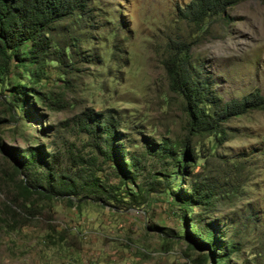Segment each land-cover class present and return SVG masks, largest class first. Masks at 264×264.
Segmentation results:
<instances>
[{
    "label": "rangeland",
    "instance_id": "374dc122",
    "mask_svg": "<svg viewBox=\"0 0 264 264\" xmlns=\"http://www.w3.org/2000/svg\"><path fill=\"white\" fill-rule=\"evenodd\" d=\"M191 1L91 0L85 15L57 22L48 35L62 56L51 54L31 84L47 96L42 102L29 94L33 119L15 107L8 87L29 84L34 67H13L8 85L0 86V144L21 152L43 145L68 175L95 156L98 176L117 199L87 196L71 205L35 196L26 203L29 225L12 232L2 204L6 189L17 191L14 160L0 147V264H196L202 252L187 247L189 218L201 229L217 220L220 246H235L225 264H264V108L231 117L225 134L191 133L186 100L166 64L187 53L222 101L264 96V0L233 1L199 23L181 14ZM84 113L109 117L123 134L119 142L139 153L145 138L187 144L192 158L181 187L199 184L210 203L182 208L164 184H151L166 174L156 156L145 158L131 185L146 189L147 200L130 201L117 166L95 146L101 140L81 126Z\"/></svg>",
    "mask_w": 264,
    "mask_h": 264
},
{
    "label": "trees",
    "instance_id": "16d2710c",
    "mask_svg": "<svg viewBox=\"0 0 264 264\" xmlns=\"http://www.w3.org/2000/svg\"><path fill=\"white\" fill-rule=\"evenodd\" d=\"M91 0H0V86L8 85L13 67H34L28 72L29 84L14 83L8 87L10 97L15 107L24 117L34 118L33 99L44 102L47 98L40 90L31 87L33 82L40 81L43 74L45 60L52 54L58 55L53 48V42L48 35L55 24L73 16H82L88 12ZM237 0H192L181 9L185 18L194 22H202L212 14L221 15L228 5ZM60 54V53H59ZM168 77L171 84L187 103L188 129L191 133L225 134L223 123L231 117L243 115L254 109L264 108V96L250 93L242 98H233L222 101L212 91L209 78L203 76L198 62L190 60L187 53L173 54L167 61ZM27 72V71H26ZM78 116L81 126L89 131L94 138L101 142L95 146L100 151L104 160L117 166L119 177L123 186L129 191L126 193L130 201L135 204L145 202L146 189L138 186L135 192L131 185H136V179L146 167L145 158L156 156L164 162L165 177L154 176L152 183L164 184L171 192L175 201L182 208L195 204L208 205L210 197L199 184L192 183L191 189H182L185 173L188 171V158H192L191 149L183 142L171 143L160 140L159 143L145 138V149L142 152L131 150L122 141V133L117 131V124L107 116L101 114L84 113ZM39 116H41L39 114ZM130 141V140H127ZM185 143V142H184ZM1 150L14 160L11 180L15 184L16 193H9L6 189V202L2 204L5 224L13 232L18 228L28 226L33 214L26 207L28 200L40 196L47 200L53 198L66 199L71 205H76L81 197L92 196L99 200L117 199V193L111 184L98 176L97 164L92 157L89 166H81L82 171H73V175L62 173L55 163V155L45 150L43 145H38L21 152L6 148L0 144ZM45 185V189L42 190ZM156 191L157 188H152ZM0 185V194L4 191ZM10 195V196H9ZM140 203V204H141ZM21 213L25 214L24 218ZM191 219V231L188 232L192 243L190 249L202 252L199 258L194 259L196 264H225L233 252L232 243L225 246L224 250L219 244L221 239L217 234L219 223L216 219L206 222L204 229L197 226ZM12 221L13 225H9ZM199 222V220H198ZM154 228H158L154 226ZM159 229V228H158ZM207 250H210L207 252ZM222 251V252H221Z\"/></svg>",
    "mask_w": 264,
    "mask_h": 264
}]
</instances>
